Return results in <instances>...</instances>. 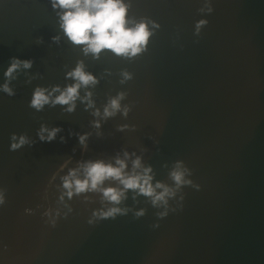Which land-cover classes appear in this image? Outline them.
Here are the masks:
<instances>
[{"label":"water","instance_id":"95a60500","mask_svg":"<svg viewBox=\"0 0 264 264\" xmlns=\"http://www.w3.org/2000/svg\"><path fill=\"white\" fill-rule=\"evenodd\" d=\"M127 2L133 21L158 25L145 50L94 58L50 0H0V84L12 58L32 62L0 90V264H264V0ZM77 62L96 77L79 89L92 107L30 106L36 87L72 83ZM120 93L115 115L92 114ZM42 125L60 131L42 141ZM124 151L173 188L181 161L190 183L159 206L128 190L107 218L93 215L110 206L98 191L60 199L69 169Z\"/></svg>","mask_w":264,"mask_h":264},{"label":"clouds","instance_id":"9594fccd","mask_svg":"<svg viewBox=\"0 0 264 264\" xmlns=\"http://www.w3.org/2000/svg\"><path fill=\"white\" fill-rule=\"evenodd\" d=\"M50 5L59 18V27L64 36L73 45L82 46L81 50L91 53L93 57H98L102 51L108 50L111 53L127 58L134 57L145 50L153 28L158 27L154 21L140 19L133 21L127 16L129 3L127 0H50ZM206 23L204 20L197 22V30L200 25ZM151 25V27L149 26ZM58 39V37H53ZM30 60H20L12 58L10 65L4 72L5 82L0 84V90L13 94L9 87L8 80L14 78L16 70L23 67H31ZM66 78H71L72 83L63 88L59 85L50 89L36 87L33 90L30 106L37 110L44 105H67L66 111H73L75 102L79 98L82 102L87 101L85 107H92L91 92L86 91L80 96L79 89L89 85H94L96 77L86 72L82 62H77L76 66L66 74ZM128 75L127 73L125 74ZM123 94L109 99L101 113L99 109L93 111V115L101 119L113 116L121 109L120 100ZM126 114L127 108L123 109ZM94 127H100V120L93 121ZM58 127L48 128L41 126L38 130L39 138L51 141L55 138ZM88 133L79 134L81 144H84ZM15 140V136H14ZM27 142V138L20 136L17 142L10 145L16 149ZM187 169L182 166L181 161H177L169 175L175 182V188L182 184L190 183L185 179ZM64 196L69 199L73 195L85 192L98 191L102 200L110 205L106 209L94 211L93 215L101 218L114 216L117 213L126 211L118 205L126 198L128 190H132L134 197L144 195L150 198L153 205H166L167 199L174 195L175 188L170 187L159 180L154 181L153 170L150 165L142 162L141 156L135 152L124 151L122 155H117L112 161L87 160L78 163L76 168H71L61 177ZM106 181H114V184L105 186ZM3 197L0 195V203ZM143 214L140 210L137 215Z\"/></svg>","mask_w":264,"mask_h":264}]
</instances>
